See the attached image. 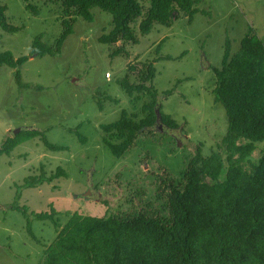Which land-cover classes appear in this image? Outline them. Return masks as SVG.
Instances as JSON below:
<instances>
[{"label": "rangeland", "instance_id": "374dc122", "mask_svg": "<svg viewBox=\"0 0 264 264\" xmlns=\"http://www.w3.org/2000/svg\"><path fill=\"white\" fill-rule=\"evenodd\" d=\"M141 2L145 14L149 0ZM0 3L8 7V20L19 29L9 33L0 26V51H11L17 59L29 57L18 69L4 66L0 71V148L11 137L43 132L0 158V264H42L46 247L58 233L51 221L27 216L18 207L44 212L53 204L60 212V229L75 211L94 216L141 210L167 214V198L158 197L162 181L182 183L196 148L204 144V154L211 156L228 132L227 110L212 92L217 84L213 69L223 67L228 38L233 53L249 30L264 41V0H197L192 23L180 16L171 26L154 24L146 34L139 30L144 18L140 17L132 24L137 44L126 42V52L114 57L117 45L100 41L113 28L108 12L93 9V22L77 18L62 51L39 57L32 54L35 38L43 36L52 46L64 31L61 3L32 0L38 14L28 0ZM160 56L173 59L157 61ZM150 62L156 68L153 86L158 101L180 127L172 130L158 122L117 159L105 143L102 127L119 120L124 111L138 120L145 117L142 108L148 97H130L118 80L131 74L130 66ZM18 71L34 88L19 86ZM44 137L66 151L48 150ZM263 151L264 142L256 144L245 168L256 164ZM58 168L67 178L25 187L27 179L44 173L49 177ZM30 226L39 241L33 239Z\"/></svg>", "mask_w": 264, "mask_h": 264}, {"label": "trees", "instance_id": "16d2710c", "mask_svg": "<svg viewBox=\"0 0 264 264\" xmlns=\"http://www.w3.org/2000/svg\"><path fill=\"white\" fill-rule=\"evenodd\" d=\"M45 1L61 3L64 31L52 46L45 44L43 36L35 38L32 54L39 57L59 54L74 32L77 18L93 22L95 8L112 15V30L100 37L103 44L117 45L112 57L126 52V42L137 44L132 24L140 17L144 18L139 30L146 34L154 24L171 26L180 16L192 23L198 13L197 0H149L145 14L141 0ZM28 2L38 14L39 7ZM7 12L8 7L0 3V26L16 33L19 29L9 22ZM232 46L228 38L223 67L213 69L217 84L212 92L216 103L227 110L228 132L213 155L204 154V144L196 148L182 183L162 181L158 197L167 198L168 213L141 210L94 216L75 211L60 229V212L53 204L44 212L18 207L27 216L51 221L58 230L45 249L42 264H264V151L256 164L245 168L256 144L264 142V41L252 29L241 39L239 51L233 53ZM171 59L160 56L157 61ZM28 60V56L17 59L11 51H0V71L4 66L18 69ZM129 72L133 76L127 74L118 84L130 97L141 100L146 96L148 101L142 108L144 118L138 120L124 111L119 120L103 125L105 143L117 159L125 157L138 137L158 122L172 130L180 127L158 101L154 63L132 65ZM16 80L22 89L34 88L24 81L21 71ZM41 135L43 132L32 131L25 138H9L0 148V158L11 155L23 140ZM44 145L53 152L66 151L49 144L45 137ZM62 178L67 174L58 168L49 177L44 173L27 179L25 187L36 188ZM29 231L39 241L31 226Z\"/></svg>", "mask_w": 264, "mask_h": 264}, {"label": "water", "instance_id": "95a60500", "mask_svg": "<svg viewBox=\"0 0 264 264\" xmlns=\"http://www.w3.org/2000/svg\"><path fill=\"white\" fill-rule=\"evenodd\" d=\"M157 113H158V111H157ZM158 115H159V114H158ZM158 120H159V118H158ZM20 131H21V130L17 131L16 133L18 134Z\"/></svg>", "mask_w": 264, "mask_h": 264}]
</instances>
